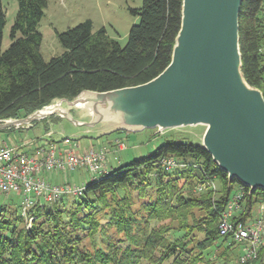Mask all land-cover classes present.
Listing matches in <instances>:
<instances>
[{
	"label": "trees",
	"instance_id": "16d2710c",
	"mask_svg": "<svg viewBox=\"0 0 264 264\" xmlns=\"http://www.w3.org/2000/svg\"><path fill=\"white\" fill-rule=\"evenodd\" d=\"M16 1L11 44L2 51L6 15L0 0V119L26 117L56 98L72 100L86 90L103 92L152 80L170 64L182 23L183 0H143L142 7L128 8L138 21L131 26L125 46L105 27L94 31L88 18L56 31L64 51L47 61L41 53L39 24L48 0ZM239 37L244 78L264 96V0L242 1ZM165 156L189 166L169 170L160 164ZM194 165L216 178L215 195L212 190L193 194L202 178ZM86 185L81 197L64 196L34 206L31 212L37 217L31 228L24 226L19 214V194L7 195L0 206V264H241L234 251L238 244L219 234L220 214L239 186L246 189L247 215L264 201V189L250 193L240 180H229L202 145L174 140ZM137 200L143 213L134 208ZM96 203L124 232L125 247L109 243L112 247L107 250L83 243L77 225L95 222ZM69 206L76 209L66 220L63 215ZM83 207L88 213L79 216ZM83 229L87 230L85 225ZM171 232L174 239L168 237ZM199 232L201 237H196ZM210 249L214 254L209 257L205 252ZM262 260L264 244L259 250Z\"/></svg>",
	"mask_w": 264,
	"mask_h": 264
},
{
	"label": "water",
	"instance_id": "95a60500",
	"mask_svg": "<svg viewBox=\"0 0 264 264\" xmlns=\"http://www.w3.org/2000/svg\"><path fill=\"white\" fill-rule=\"evenodd\" d=\"M242 1L183 0L181 28L171 62L163 72L136 86L81 93H94L105 98L127 91L125 93L130 96L122 97L117 109L122 113L96 116L82 109L85 114L92 115L91 121L73 117L70 113L73 108L60 115L78 128L85 127L86 133L95 130L112 133L115 128L102 127L110 122L124 124L120 127L130 131L203 124L207 128L202 146L227 172L228 179L240 180L249 187L250 193L264 189V96L260 89L246 81L242 72L239 37ZM178 49L182 52L179 56ZM238 63L243 81L253 93L242 91L236 85ZM164 75V84L160 83L153 92H139L141 87ZM78 97L53 101L69 102ZM40 110L5 122L20 127L57 113L36 116Z\"/></svg>",
	"mask_w": 264,
	"mask_h": 264
},
{
	"label": "rangeland",
	"instance_id": "374dc122",
	"mask_svg": "<svg viewBox=\"0 0 264 264\" xmlns=\"http://www.w3.org/2000/svg\"><path fill=\"white\" fill-rule=\"evenodd\" d=\"M48 2L49 9H46V15L42 18L39 24V30L43 34L41 53L44 59L47 61L50 60L53 56L60 55L64 51L63 45L55 34V28L63 31L68 27L75 26L79 22H82L88 18L93 20L94 31H97L101 27H105L107 33L112 38L116 39L121 46H125L128 41V35L131 26L138 21V17L133 15L128 8L129 6L140 8L143 5V0H66V6H63L60 0H48ZM2 4L6 15V25L3 31L2 43V51H5L11 44L10 30L11 26L14 23L15 16L18 10V3L16 0H2ZM52 23L54 25H52ZM51 103H53V101ZM63 105L64 104H56L54 106V110L61 109ZM35 111L36 110H34L33 112ZM33 112H31L30 114H32ZM56 112L59 111L57 110ZM70 113L77 119H84L87 121H91L93 119L92 115L85 114L83 110L79 108L70 109ZM13 119L17 118L9 117L0 119V143L5 140L10 144L16 146L19 145L20 149L25 148L27 150L33 146L45 143L46 141L44 139L48 138V136L46 137V131L48 130L47 126L49 123H51L52 126L58 130L60 128V124L65 125L68 130V134L71 136V142H73L74 144L79 142L81 145V151L87 150L84 148L91 145V143L100 141V138H95L94 140L90 139L91 136H95L92 132L86 133L85 127L78 128L70 121L66 120V118L57 113L46 115L41 119H34L30 124H26L24 126L22 125L20 127L5 122L6 120ZM105 124L106 125L102 126L103 128H115V131L111 134L114 135L112 137V141L108 142V140H105L107 145H102V147L105 146L109 149L110 160L112 157L118 158L119 152L127 148V151L121 153V162L123 164L153 153L166 140H174L176 142H192L194 144L202 145L203 135L207 128V126L203 124H198L185 125L181 127L167 126L165 128L156 126L152 128H144L140 131H130L129 128L123 129L122 127H120L124 124H117L114 122ZM121 133L130 135L128 141L127 139L123 138L124 136H120ZM107 138L108 137H106V139ZM21 144H23V147H21ZM57 145L59 144L57 143ZM96 146L98 147L99 145L96 144ZM119 164L121 163L117 162L115 166H119ZM78 170L80 171V169ZM79 171L75 170L66 173L77 176L80 175L78 174ZM82 171V176L91 178L88 172H86L85 170ZM70 182L81 183L78 181ZM217 187L219 188V183L217 184ZM192 191L195 196L201 195V193L203 192L195 191V187L192 188ZM213 193L215 195L217 192L215 191ZM11 194L17 197L15 193ZM135 197L136 199H138L137 196ZM6 199L7 194H4L0 191V206L5 201H7ZM16 199L21 202V198L19 196ZM257 205L258 204L255 205L254 209L257 208ZM94 208L96 210L95 214L93 215L96 219H94L95 222H92V224H90L89 222H82V226L77 225L79 231L81 230L82 235L84 236L83 243L90 248L98 246L107 250L111 249L112 247L109 246L108 248L109 243L125 247L126 244H128V241L125 240V237L123 235L124 232H120L117 225L110 223V217L105 214V211L107 210H105L103 206L101 207L99 203H96L94 205ZM134 208L136 210H140V212L143 213V204L139 202V200H137ZM75 209L76 207L72 206L65 207L63 216L66 220H70L71 212L75 211ZM193 211H195L197 215H200L203 212H201L199 208H193ZM86 213H88V210L83 207L82 210H80L79 216H83ZM19 214L23 217L22 219L24 221V226L26 228H31L33 221L37 216L33 214L31 210L27 213V216H24L21 213ZM140 215L142 216L144 214ZM83 225L86 226L87 230L83 229ZM90 227H92L91 230H88ZM196 235V237H201L202 233L199 232ZM168 237L170 239H174L175 234L171 232L168 234ZM241 250L242 249L239 245L234 248V251L237 254H240ZM212 254H214V249H210L205 252V255L209 257ZM257 262H260L259 257Z\"/></svg>",
	"mask_w": 264,
	"mask_h": 264
},
{
	"label": "built area",
	"instance_id": "2783aa9c",
	"mask_svg": "<svg viewBox=\"0 0 264 264\" xmlns=\"http://www.w3.org/2000/svg\"><path fill=\"white\" fill-rule=\"evenodd\" d=\"M44 140L46 142L37 145L33 152L0 143V191L7 195L19 194L21 214L24 216L36 205L54 202L64 196L84 195L87 183H55L44 176L46 172L66 173L83 169L91 180H98L112 171L109 149L105 146L78 152L72 147L62 150L57 142ZM160 164L169 170L189 166V163L172 156L161 158ZM194 166L202 173L195 191L217 192L216 178L201 166ZM257 204V211L254 206L247 215L246 189L239 186L233 191L219 217L220 236L227 238L228 242L237 243L242 249L239 254L241 264H264V260L257 262L259 250L264 244V201Z\"/></svg>",
	"mask_w": 264,
	"mask_h": 264
},
{
	"label": "bare ground",
	"instance_id": "6f19581e",
	"mask_svg": "<svg viewBox=\"0 0 264 264\" xmlns=\"http://www.w3.org/2000/svg\"><path fill=\"white\" fill-rule=\"evenodd\" d=\"M188 27H189V22H188ZM181 53H182L181 50L178 49L177 55L179 56ZM235 79H236V85L242 91L253 93V91L243 81V78L241 76V71H240V63H238L236 67ZM164 81H165V75L163 77H159L152 83L144 87H141L139 92L140 91L145 92V94L146 93L148 94L149 92L151 93L160 86V83L164 84ZM125 92L127 91H124L121 94H117L111 97L107 96L105 98L101 97L100 95L94 94V93H84V94H81L74 101H69V102L63 99H57L53 101V103L46 105L42 110L37 111L35 115L41 116L44 114H49L54 111L56 112L57 110L59 112H62L61 114H66L69 108H79L83 110H88L90 113H93L96 116L100 114H103L104 116H107V115L113 116L114 112L122 113V111L117 110V109H118V106H121L120 99L122 97L130 96L129 93H125ZM56 104H64V105L61 107V109L48 110L50 108H53Z\"/></svg>",
	"mask_w": 264,
	"mask_h": 264
},
{
	"label": "crops",
	"instance_id": "0c3cea01",
	"mask_svg": "<svg viewBox=\"0 0 264 264\" xmlns=\"http://www.w3.org/2000/svg\"><path fill=\"white\" fill-rule=\"evenodd\" d=\"M60 1H61V4L63 6H66V0H60ZM46 9H49V2H48V7ZM45 15H46V11H45ZM52 25H54V24L52 23ZM56 31H60V30H58L57 28H55V34H56ZM48 110H54V107L53 108H50ZM47 122H49V121H47ZM47 127H48V130L46 131V137L48 136V138H46V139L48 141H55V142H57L59 144L58 147L60 149H62V150H66V149L72 147L75 150H77L78 152H81V150H80L81 149L80 143L78 142V143L74 144L73 142H71V136L68 134V132H67L68 130L65 127V125H61L60 124L59 130L56 129V128H54L51 123H49ZM78 132H80V131H78ZM92 133L96 137L95 136L94 137L91 136L90 139L94 140L95 138H100L99 139L100 141L93 142V143H91V145L85 147L84 149H88L90 147H97L96 144L99 145L98 147H100L102 145H107L106 142H105V140H108V142H111L112 141V137L114 136V135H111L112 133H102V132L97 131V130H95ZM120 136H122V137L124 136L123 138L124 139H127V141H128V138H129L130 135L129 134H126V133L125 134L124 133H121ZM65 137H67V139H69V141L68 140L66 141V138ZM106 137H108L109 139L108 138L106 139ZM2 142L3 143L10 144V143H8L5 140H3ZM11 145H13V144H11ZM22 145L23 144H21V147H23ZM16 147L20 148L19 145L16 146ZM35 147L36 146L31 147L30 149H27V151L33 152V150H34ZM124 151H127V148L125 150H121L119 152V156H118L117 159L116 158H113V157L111 158L110 165L112 166V168L113 167H118V166H115V164L117 162H120L121 164H123L121 162L122 161L121 153L124 152ZM121 164H119V165H121ZM82 170L83 169H80V171L77 170V171H79L78 174H80V175H77V176L71 175V174H68V173H65V172H46L44 174V176L48 180H50L52 182H55V183H60V182L66 181V180L75 181V182L78 181V182H81V183H88L91 180V178H87V176H82L83 175V173H82L83 171ZM255 211H257V209H255Z\"/></svg>",
	"mask_w": 264,
	"mask_h": 264
}]
</instances>
